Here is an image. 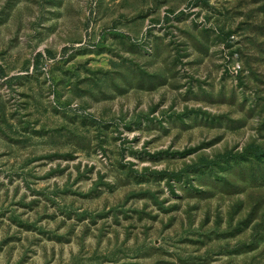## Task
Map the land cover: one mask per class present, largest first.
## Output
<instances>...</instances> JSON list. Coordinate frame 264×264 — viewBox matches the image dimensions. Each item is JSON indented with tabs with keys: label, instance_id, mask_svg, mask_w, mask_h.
<instances>
[{
	"label": "rangeland",
	"instance_id": "1",
	"mask_svg": "<svg viewBox=\"0 0 264 264\" xmlns=\"http://www.w3.org/2000/svg\"><path fill=\"white\" fill-rule=\"evenodd\" d=\"M0 264H264V0H0Z\"/></svg>",
	"mask_w": 264,
	"mask_h": 264
}]
</instances>
